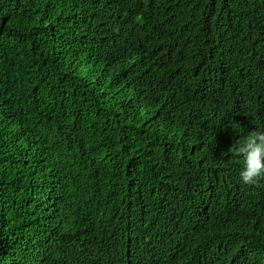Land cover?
Here are the masks:
<instances>
[{"label": "trees", "instance_id": "1", "mask_svg": "<svg viewBox=\"0 0 264 264\" xmlns=\"http://www.w3.org/2000/svg\"><path fill=\"white\" fill-rule=\"evenodd\" d=\"M253 129L264 0H0V264H264Z\"/></svg>", "mask_w": 264, "mask_h": 264}, {"label": "clouds", "instance_id": "2", "mask_svg": "<svg viewBox=\"0 0 264 264\" xmlns=\"http://www.w3.org/2000/svg\"><path fill=\"white\" fill-rule=\"evenodd\" d=\"M238 131L243 128L234 125ZM231 151L242 157L239 178L245 184H252L264 177V129H253L246 135V139L231 147Z\"/></svg>", "mask_w": 264, "mask_h": 264}]
</instances>
